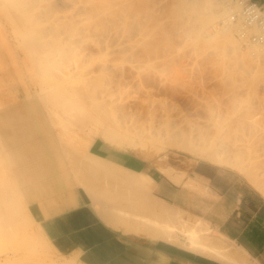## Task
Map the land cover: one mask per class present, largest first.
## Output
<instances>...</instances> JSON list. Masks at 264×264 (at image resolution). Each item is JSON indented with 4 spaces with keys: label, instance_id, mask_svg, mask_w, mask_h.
<instances>
[{
    "label": "crops",
    "instance_id": "1",
    "mask_svg": "<svg viewBox=\"0 0 264 264\" xmlns=\"http://www.w3.org/2000/svg\"><path fill=\"white\" fill-rule=\"evenodd\" d=\"M253 1L264 7V0ZM17 63L0 68L1 108L20 104L22 95L28 99L29 90L20 71L25 65ZM12 66L19 69V77L14 68L10 69ZM22 107L0 112V142L16 185H22L19 195L25 196L26 213L59 256L75 264H264V195L238 171L196 161L188 167L174 168L173 175L186 170L175 182L152 162L116 148L99 136L90 140L88 150L83 148L84 141L80 150L78 146L72 150L62 144L66 141L64 135L55 130L52 122L42 119L39 113L30 117ZM74 140L77 142V135ZM86 151L121 167L127 178L131 176L129 172L146 177L141 179L145 191L135 190L142 188L141 182V187L136 183L134 190V184L119 190L113 183L107 188L80 184V170L73 169L72 164L79 160L94 162L84 155ZM141 192L148 196L144 198ZM97 196L103 198L101 202L95 200ZM136 196L142 204H136ZM150 201L154 208L151 213ZM134 202L137 207L144 202L149 205L137 211L143 215L138 223L134 217L130 222V214L124 216L127 220L121 218L125 223L117 220L119 215H105L118 204L136 206ZM156 211H166L171 217L164 220ZM132 215L138 218L140 214ZM199 220L207 225L211 236L230 243L246 260L222 258L194 247L189 237L196 235L193 231ZM167 227L170 238L165 236Z\"/></svg>",
    "mask_w": 264,
    "mask_h": 264
},
{
    "label": "bare ground",
    "instance_id": "2",
    "mask_svg": "<svg viewBox=\"0 0 264 264\" xmlns=\"http://www.w3.org/2000/svg\"><path fill=\"white\" fill-rule=\"evenodd\" d=\"M38 1L39 0H0V68L5 67V66L9 65L10 63L15 64L18 62L17 64H26L25 59H22L20 61V63H19V61H17L18 59H16L14 50L9 46L10 44L8 45V43L6 42L7 36L4 34V32L1 28V26L3 27V25H5L4 24L5 22L3 23V19L1 17V15L5 13L6 14V20H10L13 22L14 31L17 32L18 35L20 36V44L25 46V48L27 49V51H29V54L31 55L29 57H32L33 58L32 60L37 64V68H38V72H39V81H40V84L42 85V89L46 90L47 98L49 99V101L53 102L56 106L61 107V108L64 107L67 109L68 113L70 114V119H71V117H72V119H74V122H72V125L79 126V128H80V125H84V124L92 122L96 126V129L98 131H100L99 135L102 137V139H104L105 141H107L111 145H113L117 148H121V149L129 148L131 150H141V155L143 156V154H146V155H144L146 157H148V156L151 157V155L157 154L161 151H166V150L168 151L169 149H173V150H177V151H181V152H186V153L191 154V155L196 154L197 156L207 158V159H210L212 161L214 160L218 163H228V164H231L232 166L237 165V166H239V168L241 170L246 169L248 172V176H247V172H245L246 176L247 177L250 176L249 178L252 179L254 181V183L259 187V189H261L264 192V179H259V177L255 178L254 172L251 171V170L256 169L254 167L255 164L252 163V165H251V162H249V164H247L246 161L244 164L242 162L244 160L243 158L246 156L247 157L250 156L249 158H251V155H250L251 152L253 153V154L251 153L252 156H254L253 149H254V146L256 147V145L255 144L252 145L251 143H253V142L255 143L256 138L260 137V135H262V134H260L261 130L259 131V133H257V130H256V126L259 123L255 122V118H252V116L250 114H248V107H246L248 104L247 103L248 101L246 102V100H245V104H244L245 107H244L243 111L240 113L238 120L236 122L237 123L236 129L240 128V130L243 131V132L241 131L242 134H239L242 136L238 135V136L232 137V136H228L229 134H227V131L229 130L227 127H229V126H227L225 128V129H228L227 131L225 129H223V126L226 123L223 124L221 121H219V118L217 119V117H219V116H217V114H216L217 117L213 118L214 123H213V126L211 125V128L213 127L212 129H210V126L205 127L206 125L203 126L201 124L198 125L195 123L188 124L187 127L183 126L184 124L181 123V121H182L181 119L179 121H176L174 118L172 119L171 115L168 113H162L161 115L159 114L160 115L159 117L162 120L161 122L156 121L159 123L153 124V122H152L150 124V122L155 119V118H153L151 121L148 120L149 124L146 126V125H144L146 120L144 123L140 122L141 120L138 122V120L141 119L142 117L136 116V115H138V113H134V111L132 112V110L127 111V108H125L126 106L124 105V103L118 102V99L116 97H114V96H116V95H114L116 93V89H117L116 87L119 84L117 83V85H115L116 82L112 81V80H114L112 78V71H115V70H112V69H114L112 66H111L112 69H109V64L107 63L108 61L106 59V57H107L106 54L108 52L109 46H111L110 45L111 44L110 39L111 40L116 39L120 42H127L130 39L131 35L134 34L133 32L137 31L141 27V24L142 25L146 24L144 22H143L144 24L142 23V20L139 17V16L142 17V15L138 14L139 11L141 12V10L138 11L139 8L137 9V7H139L140 5L136 7V4H142L143 5L142 0H58L59 4H61L63 7V10L61 7V10H62L61 15H58L52 19L49 18L46 21L40 20V12L41 11L40 12L34 11L35 10L34 8L38 4ZM175 1H178L179 4L186 6L185 7L186 11H188L189 15H190V17L189 16H186V17L192 18L191 22H193V20H195V21L197 20L198 22H200L202 24H204V23L206 24V22L209 23V21H219L220 22V24L218 25V27H216V29L213 33L215 35H219L221 37L220 40H221V43L223 46L222 50H223V52H225L224 53L225 57L228 55L229 57H226V58L231 57L236 62L234 65L231 64V67L229 68V70L231 69L230 71H232V73H235L236 71H238L240 74H245L247 76V75H253L254 72H257V71L264 72V42H262V43L254 42V41H251L245 37L239 38L238 36H236V34H234L235 32H237L239 30L241 25L239 24V22H235V21L231 20L232 14L234 13V11H237L236 5L233 4L231 0H175ZM148 2L150 3V1H148ZM173 2H174V0H173ZM168 3H170V2H168ZM178 3H176V4H178ZM165 5H166V3H165ZM39 7H40V5H39ZM43 7H45V6H43ZM148 7H149V4H148ZM177 7H179V6H177ZM36 8H37V6H36ZM147 8H144V9L147 10ZM142 10H143V8H142ZM145 11H144V13H145ZM176 11H178V10H176ZM44 12L46 13V11H44ZM148 12L150 13V11H148ZM173 12H174V10L172 11V15H174ZM144 13H143V15H144ZM198 14H200V15H198ZM150 15L151 14H149V17H151ZM184 15H186V14H184ZM165 18H166V16H165ZM189 18H187L188 22H189ZM146 19H144V21ZM179 20H181V19H179ZM148 21H150V20L148 19ZM150 22L152 23V21H150ZM178 23H179V21H178ZM184 23H186V22L184 21ZM202 24L200 25V27L201 26L203 27ZM21 25H22V27H20ZM159 25H161V24H159ZM191 25L194 26V25H196V23L194 25L193 24H191ZM197 26H199V24ZM142 27H144V26H142ZM157 27L158 26H156V28ZM20 28H22V29H20ZM180 28H182V27L180 26ZM188 28H190V27H188ZM188 28L187 27L185 28V33H187V36H188V32H186V31H188ZM191 29H189V30H191ZM199 29H201V28H199ZM204 29H205V26H204ZM206 29H207V27H206ZM252 29L254 31L259 30L257 27H253V28H251V30ZM164 30L166 31V29H164ZM145 31H146V29H145ZM165 31L163 33H165ZM204 31H202V32H204ZM135 33H137V32H135ZM138 33H139V36H138L139 38L137 37V40H135L136 44H137L136 46H138V45L141 46L143 44L142 47L143 46L148 47L151 44L156 43L155 42L157 40L156 38H155V40H154V38H152L153 41L151 40L150 42H148L146 40L147 43L144 42L139 31H138ZM167 33H168V31H167ZM198 33H200V30ZM207 33H208V36H210L212 34V32H209V31H207ZM168 34H171V33H168ZM203 34H205V32L201 33V35H203ZM162 35H164V34H162ZM171 35H173V34H171ZM204 36L205 35H203L202 37H204ZM212 36H213V34H212ZM133 37L134 36H132V38ZM135 38H136V36L133 39H135ZM162 38H163V36H162ZM165 38H167L166 40H168V36L164 35L163 39H165ZM178 38L180 39V37H178ZM162 41H164V40H162ZM171 41H172V39H171ZM157 42H160V41H157ZM193 42H194V39H193ZM241 42L244 45H248V47H247L248 49H246V51H243V50L241 51V48H240V50L236 49V43L240 44ZM164 43H165V41H164ZM91 44H93L98 49L100 54H104V55H102L104 58L101 57L102 58L101 63L98 65L99 66L98 74L100 73L103 75L106 72V76L100 75L101 77L98 78L97 76H99V75L96 72L95 74H97V75H95V76L97 77V79L93 82V80L96 78V77H93V75H92V79L87 78L86 80H83V75H85V73H83V75L80 74L82 76V80H81V77H77L78 80H74V82L79 81V85L71 84V89L67 90L66 89L67 86L58 83L54 74H53L52 68L54 67L55 59H54L52 52L55 51V52H57V54L62 55V56H66L68 54H71V55L80 54V55H82L87 50L89 45H90V47L92 46ZM195 44H197V43H195ZM143 49H145V48H143ZM147 51H148V49H147ZM138 52H139V50H138ZM105 55H106V57H105ZM86 56H88V55H86ZM86 56H84V57H86ZM81 57H83V56H81ZM14 64H13V66H14ZM11 65L12 64H10V67H11ZM112 65H113V63H112ZM13 66L10 69H13L14 68ZM113 66L116 69V65H113ZM108 69L111 72V76L107 77V75L110 74V73H107ZM18 70L19 69H15V68L13 69V71L16 72L14 74H16V75L19 74L18 75V77H19L20 72ZM95 70H97V69H95ZM87 71H88V73L90 72L89 70H87ZM4 72H5V74H7L6 71L3 70V73ZM84 72H85V70H84ZM94 72H93V74H94ZM86 76H87V74H86ZM86 76H84V78ZM88 76H91V75H88ZM109 77H111L112 80ZM18 80H19V78H18ZM118 88H119V86H118ZM237 97H238V95H236L235 98L237 99ZM259 99H258V101H259ZM241 100H242V98H241ZM251 101H253V100H250V102ZM260 101H261V99H260ZM242 102H244V100H242ZM238 103H239V101H238ZM252 104L253 103H251V105ZM248 106H249V104H248ZM116 111L119 113H116ZM149 114H153V113H149ZM147 116L148 115H146L145 118L148 119L150 116L149 117H147ZM152 116L156 117L157 115L155 116L153 114ZM145 118L143 117L142 120H144ZM184 120L186 121L187 119L184 118ZM188 122L189 121H187V123ZM207 122H205V123H207ZM154 123H155V121H154ZM209 123H211V122H209ZM181 124H183V125H181ZM259 125H261V124H259ZM77 130H78V128H77ZM232 131L233 130H231V132ZM262 131L264 132V129ZM233 134H230V135H233ZM237 141H239V142L237 143ZM89 142H90V140H86V139L84 140L83 148L85 150H88L87 146H88ZM262 146H263L262 149L258 147V148H256L257 149L256 151H258L260 149L263 150L264 145H261V147ZM1 147H2V145H1ZM78 148H79V146H78ZM79 150H80V148H79ZM86 152H87V154L85 153L84 155L88 156V158H90L92 160L95 159L94 162H91L89 160H87L86 162H83V161L79 160L77 163L74 162L72 164L73 169L80 170V173H79L80 176H77V180H79L80 184H84V185H85V183H89L90 185H92V184L98 185L99 184V186H101V187L104 186V188H107V187H109L108 185H111L113 183V185H115L116 188H118V190L122 189V188L123 189L128 188L130 184H131L130 186L132 187V184H134V186H133V190H134V187L136 188V183L138 186L139 182H141V179L147 180L146 177H142V176L140 177L139 175H135L133 172H129L131 174V176L127 178V176L125 175L126 172L123 173V169L121 167H118L116 165H112L108 160H105L103 158H100L98 156L90 154V153H88V151H86ZM173 153L174 152H172V154ZM175 153H176V151H175ZM255 157H256V155H255ZM174 159H175V157H174ZM238 164H240V165H238ZM1 167H3V166H1ZM256 167H257V165H256ZM67 168L69 169L68 166H67ZM119 169L122 171H118ZM159 169L163 173H166L168 176H170V178L173 179L175 182H179L183 176L182 174L173 175V173H172L173 167H171L169 165L165 166V167L159 166ZM256 174H257V172H256ZM2 175H3V173H2ZM1 179H0V181H1ZM1 182H0V185H2ZM3 183H4V181H3ZM141 184H143V183L141 182L140 185ZM125 185H127L128 187H124ZM3 187H4V185H3ZM3 187L0 186V188H3ZM131 187H129V188H131ZM144 187H145V185H144ZM142 188H143V186H142ZM142 188H140V189H142ZM140 189L138 190L136 188L135 190L142 191V192L145 191L144 188L142 190H140ZM1 190L2 189H0V246H2L3 248H4V246H6V249L7 248H14V249L20 250V248H22V246H23L22 245L23 242H22V239L19 236L18 231H17L19 229V225H18L19 221L17 222V220H16L17 215L13 210V208L15 209V207H13L12 204L9 202L10 198L8 197L9 198L8 199L6 197V193H5V196L2 194V193H4L3 192L4 190H2V191ZM114 190H115V188H114ZM115 191H117V189ZM113 193L115 194L116 192H113ZM118 193H119V191H118ZM138 193H137V196L141 195V193L139 195H138ZM142 194L144 196V193H142ZM137 196L135 199L136 201L138 200ZM147 196H144V198H146ZM10 197H11V195H10ZM19 197H20V195H19ZM97 197H99V198L95 199V200H98V202H101V201H99L100 196H97ZM141 197H142V195H141ZM141 197H140V199H141ZM134 198H135V196H134ZM20 199H21V197H20ZM102 199L103 198H101L100 200H102ZM120 200H121V198H120ZM135 200H133V201H135ZM146 201H148L147 204H149V200L147 199ZM138 202L139 201H137L136 204ZM151 202H153V201H150V206L152 205ZM125 204H127V203H125ZM125 204H123L124 206L122 205L123 207L120 204H118L119 207H118V205L117 206L115 205L116 206V207L114 206L115 209L112 207V209H114L112 211V213H105V215H107V216L108 215L109 216L110 215H113V216L116 215V217H117V215H119V217H117V220L119 218L121 220V218H124V216L127 217L130 214L131 216L129 215L130 217H127V218L128 219L130 218L129 219L130 222L133 223L131 221V219L133 220L132 217L136 218L134 220L136 222H137V219L140 220V218H142L140 216H143L142 213H140V212L143 211V209H145L147 206L146 203L144 202L143 206H145V205L146 206H145V208H143L140 211L139 210L140 207H143V206L141 205L140 207H137V205L142 204V200H140V204L138 203L137 205L134 202V204L136 206H134L132 203H130V205H129L130 209H129L128 205L126 206ZM153 204H155V203H153ZM152 206H151V209H150L149 205L147 206V207H149V210H151V211H149L150 213L152 212V208H153ZM154 206L156 207V205H154ZM135 207H137L138 209L137 208L135 209ZM127 209H129V210H127ZM160 209L158 208L159 211H160ZM110 210L111 209H109V211ZM132 210H135L136 213H131L130 211H132ZM146 210L148 211V209H146ZM137 211H140V212H137ZM132 212H134V211H132ZM144 212H146V211L144 210ZM154 213H156L158 215V217L161 215L162 219H164V220L165 219L168 220L169 216L171 217V215H169V213H167L166 211H163L162 214L157 213V211ZM132 214H134V215L140 214V215L137 218V215L133 216ZM27 216H28V214L26 213V217ZM127 218H124V219L127 220ZM125 220H121L122 223H125ZM129 220L126 221V223H128ZM164 232H165V236L167 238L171 237L169 228L165 229ZM193 232H195L196 235L191 234L192 236H190L189 239L192 241L193 246L198 248V250L203 251V252H208L211 254L213 253V254H216L222 258L224 257V258L237 260V261L238 260L242 261L243 259L246 260L243 256V254L240 253L239 250L230 247V245H229L230 243L228 244L227 242H225L224 239L222 240L220 237H218V236L216 237V235L211 236L209 234V228L207 227V225H204V223L201 220H199L198 223L195 225ZM153 236H155V235H153ZM9 237H10V239H12V244L5 243V240H7ZM13 253H14V251H13ZM15 254H17V253H14L13 255H11L9 252L6 251L4 254V262L3 263H8L10 261H12V262L17 261L16 264H27V263L30 264L31 263V262H27V261L22 260L24 258L19 259V260L18 259L16 260V258H15L12 260V256H15ZM45 257L39 258V263H37V262H34V263L35 264H56L57 263V262L55 263V260H54L55 258L53 259L52 257H49L48 260L50 262H47ZM64 259H66V258H64ZM0 264H2V263L0 262Z\"/></svg>",
    "mask_w": 264,
    "mask_h": 264
},
{
    "label": "rangeland",
    "instance_id": "3",
    "mask_svg": "<svg viewBox=\"0 0 264 264\" xmlns=\"http://www.w3.org/2000/svg\"><path fill=\"white\" fill-rule=\"evenodd\" d=\"M142 1H143V5L136 4V7L140 5L139 7H137V9L139 8L138 11L141 10V12L139 11L138 14L142 15V17L141 16L139 17L142 20V23L144 22L146 24L145 25L141 24V27L137 31L133 32L134 34L131 35L130 39L128 40L129 42L128 41L120 42L116 39H112V40L110 39L111 46H109L108 52L106 54L107 57L105 55L108 61L107 63L109 64V69H112L113 67L114 69L112 70H115V71L111 70L112 78L114 80H112L111 77L109 78L112 81L116 82L115 85H117V83L119 84L118 85L119 88L118 86L116 87L118 90L116 89V93L114 94L116 96L114 97L118 99V102L124 103V105L126 106L125 108H127V111L132 110V112L134 111V113H138V115L136 116L142 117L141 119L138 120V122L141 120L140 122L144 123L146 120L144 124L146 126L149 124L148 120L151 121L153 118L155 119L152 120L150 124L152 122L153 124H157L161 122L162 120L159 116L162 113H168L171 115V118L172 119L174 118L176 121H179L181 119L183 121V122L181 121V123L184 124L181 125L183 126L187 127L188 124L195 123L198 125L201 124L203 126L206 125L205 127L210 126V129H212L213 127L211 128V125L213 126L214 123L213 118L219 116L217 117V119L219 118V121H221L223 124L226 123L224 124L225 127L223 126V129L229 126L227 128L230 131L228 129L225 130L226 131L228 130L227 131V134H229L228 136H232V137L242 134L241 133L242 130H240V128L236 129L237 128L236 122L238 120L240 113L243 111L245 107L244 105L245 100L246 102L248 101L247 103L249 104V106L246 103L247 104L246 107H248V114H250L252 118H255V122L261 124V125L257 124L256 130L257 133H259V131L261 130L260 134L262 135H260V137H257L256 140L254 139L255 143L254 142L251 143L252 145L254 144L256 145V147L254 146L253 149L254 156H252L253 153L251 152L252 153V154L250 153L251 158H249L250 156L249 157L243 156L244 160L242 162L244 164L245 161L247 164H249V162H251V165L252 163L255 164L254 166L256 168L254 169L255 171L251 170L252 172H254L255 178L259 177V179H264V149L261 150L263 148V146L261 147V145H264V132L262 131L264 129V72L257 71L254 72L253 75L246 76L245 74H240L238 71L232 73V71H230L231 69L229 70L231 64L234 65L236 62L231 57L226 58L229 57L228 55L225 57L224 54L225 52H223L222 50L223 46L220 40L221 37L213 33L216 27H218V25L220 24L219 21H209V23L206 22V24L208 23L207 25L205 23L202 24L197 20L196 21L193 20V22H191L192 18H189L190 15L189 12L186 11L185 8L186 6L179 4L178 1L175 0L174 2L173 0H163V1L142 0ZM148 1H150V3ZM231 1L233 3V0ZM36 6L34 8L35 9L34 11L37 12L41 11L40 20L42 21H46L49 18L52 19L58 15H61L63 10V7L61 4H59L58 0L57 1L39 0ZM144 8H147V10L150 11V13ZM172 9L174 10L173 12L174 15H172V11H173ZM44 11H46V13ZM149 14H151L150 15L151 17H149ZM1 17L3 19V23L5 22L4 23L5 25H3V27L1 26V28L4 34L7 36L6 42L8 43V45L10 44L9 46L14 50L16 54V58L18 60H22V59L26 60L25 62L26 64H23L25 65V69L24 67L21 66L20 71L22 72L21 77L23 81L26 83V87L29 91H28V99H26L27 97L22 95L21 99L24 100L20 104L8 108L0 107V112L10 110L11 108L23 106L22 108H24L25 112H27L28 115H30V117H32L34 114L39 113L42 119H46L47 121L52 122L57 132H59L60 134L61 132L63 133L66 141H63L62 144L68 146L72 150H75L77 146H79L80 143L83 142L85 139L92 140L94 137L97 136L101 137L99 135L100 131L96 129V126L92 122L84 124L85 126L80 125V128L79 126L72 125L74 119H72V117L70 119V114L68 113L67 109L64 107L63 108L58 107L53 102L49 101V99L46 96V90L42 89V85L40 84L39 81V72H38L37 64L32 60L33 59L32 57H29L31 55L29 54V51H27L25 46L20 44V36L18 35L17 32L14 31L13 22L10 20H6L5 13L2 14ZM143 18L144 19L147 18V19L144 21ZM187 18H189V22ZM148 19L152 21V23L148 21ZM184 21L186 23H184ZM190 23L193 25L196 23V25L192 26ZM198 24L199 26H197ZM201 24L203 25V27L202 26L200 27ZM156 26L158 27L156 28ZM180 26L182 28H180ZM185 26L187 28L190 27L188 28V31H186L188 32V36L187 33H185V28H186ZM20 27H22V25ZM198 27L201 29H199ZM163 28L166 29V31ZM199 30L200 33H198ZM201 30L202 31L205 30L204 31L205 34H203L205 35L204 37H202L203 35H201V33H204ZM138 31L140 32V35L142 36L144 42H146V40L150 42L152 38H154V40L156 38L157 39L155 41L156 43L155 44L153 43L154 45L151 44L148 47L145 46L142 47L143 44L141 46L140 45L136 46L137 44L135 40H137V37L139 36ZM164 31L165 33H163ZM167 31L168 33H171L174 36L168 34ZM207 31L212 32L213 36L212 34L208 36ZM162 34L168 36V40H166L167 38L163 39L164 35ZM132 36L134 37L136 36V38L133 39L134 37L132 38ZM178 37H180V39ZM162 40H164L165 43ZM91 45H92L91 47L89 45L88 47L89 49L88 48L87 50L85 49L87 52L84 50L85 52L82 55L68 54L66 56H62L57 54V52L55 51L52 52L55 59L54 67L52 68L53 74L58 83L67 86L66 88L67 90L71 89V84L79 85V81L74 82V80H78L77 77H81L82 80L81 75H83V73H85V75H83V80H86L87 78L92 79V75L93 77H96L95 75L98 74L99 72L98 65L101 63L102 58H104L102 56L104 54H100L98 49L93 44ZM247 47L248 45H244L242 42L240 44L236 43L237 50H240L241 48V51L242 50L246 51V49H248ZM85 54L88 55L89 57L86 56ZM112 63L113 65H116V69L112 65ZM109 69L107 70L108 71L107 73L110 74H108L107 77L111 76V72L109 71ZM87 70H89L92 74L90 72L89 74ZM96 72L97 74H95ZM98 75H99L97 76L98 78L103 75L106 76V72L103 75L100 73ZM84 76L86 77L84 78ZM97 77L93 80V82L97 79ZM236 95H238V97L240 96L242 100H244V102H242L240 97L239 98L237 97L236 99L235 98ZM259 98L261 99V101ZM250 100L253 101L250 102ZM238 101L241 105L238 103ZM251 103L253 104L251 105ZM116 113L119 112L116 111ZM149 113H153L155 116L156 115L157 116L154 117L152 116L153 114H149ZM146 115H148L147 117L149 116L152 117L151 118L149 117L147 119L145 118ZM143 117L145 118L144 120H142ZM184 118L187 120L185 121ZM187 121L189 122L187 123ZM231 130L233 131L231 132ZM80 133L82 137H78ZM76 135L78 138L77 142H75L74 140V137H76ZM238 142L239 141H237V143ZM1 145L2 144L0 142V147ZM258 147L261 149L256 151L257 150L256 148ZM4 150L5 149L2 146L0 148V179L2 178L3 180L1 179L2 182L1 181L0 182L2 183V185L0 186L3 187L4 185V187L0 189L4 190L3 191L4 193L2 194L5 196L6 193V197L10 198V199L8 198L10 200L8 201L12 204L13 207H15V209L13 208V210L17 215L16 216L17 222L19 221L18 222L19 229L17 231L22 239L23 246L22 248H20V250L14 248L6 249V246H4V248L0 246L1 247L0 262L2 264H11V263L16 264L17 261L16 262L10 261L8 263H3L4 254L7 251L11 255L17 253L15 254L16 257L12 256V260L15 258L16 260L24 258L22 260L31 262L30 264H35L34 262L39 263V258L42 257L44 258L45 256L47 262H50L48 259L49 257H52L53 259L55 258L54 260L55 263L57 262L56 264H75L73 260L64 259V257H61L58 254H56V252L48 243L44 235L41 232H39L36 224L32 222L29 216L26 217V208L24 205L27 206V203L25 200V196H22L21 199L19 197V192H21L22 185L21 184L16 185L14 178L15 176L12 172V169H10L11 168L10 163L7 154ZM123 150H126L137 157L145 159L148 162H152L154 166H156L158 169L159 166L165 167L169 165L173 167L172 173H174L175 170L174 168L180 166L188 167L189 165H191L196 161H207L215 165L230 167L238 171L246 179L247 182H249L254 187H256L264 195V192L261 189H259V187L254 183L252 179L249 178L250 176L247 177L248 176L247 170L246 169H245L246 171L241 170L237 165L232 166L231 164L228 163H218L214 160L212 161L210 159L197 156L196 154L191 155L186 152H181L173 149H169L170 151L169 150L161 151L157 154L151 155V157L144 156L146 154H143L142 156L141 150H131L129 148H124ZM175 151L177 154L175 153ZM172 152L174 153L172 154ZM82 158L85 159L84 157ZM181 171H182L181 172L182 175L186 173L185 168L182 169ZM245 172H247V176ZM5 243L12 244V239H10L9 237L7 240H5Z\"/></svg>",
    "mask_w": 264,
    "mask_h": 264
},
{
    "label": "built area",
    "instance_id": "4",
    "mask_svg": "<svg viewBox=\"0 0 264 264\" xmlns=\"http://www.w3.org/2000/svg\"><path fill=\"white\" fill-rule=\"evenodd\" d=\"M233 4L236 5L237 11H234L231 20L241 25L235 32L236 36L254 42H264V7L253 0H233ZM253 27L259 30H251Z\"/></svg>",
    "mask_w": 264,
    "mask_h": 264
}]
</instances>
